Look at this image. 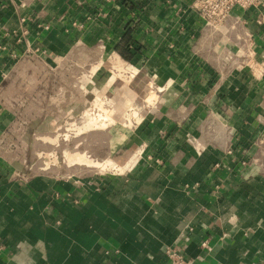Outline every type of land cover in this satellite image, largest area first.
<instances>
[{
	"label": "crops",
	"instance_id": "0c3cea01",
	"mask_svg": "<svg viewBox=\"0 0 264 264\" xmlns=\"http://www.w3.org/2000/svg\"><path fill=\"white\" fill-rule=\"evenodd\" d=\"M191 3L0 0V264H168L174 246L189 264H264V0L219 30ZM112 63L129 77L115 108L153 94L120 172L27 174L3 147L31 134L4 81L86 64L84 94L105 95Z\"/></svg>",
	"mask_w": 264,
	"mask_h": 264
},
{
	"label": "rangeland",
	"instance_id": "374dc122",
	"mask_svg": "<svg viewBox=\"0 0 264 264\" xmlns=\"http://www.w3.org/2000/svg\"><path fill=\"white\" fill-rule=\"evenodd\" d=\"M18 65L26 73L42 70L35 63L30 66L23 63ZM111 65L108 77L113 76L116 83L105 95L104 90H98L99 84L96 83L93 94H84L85 83L91 79L86 76L77 82L76 77L88 74L86 64L79 68L75 66L78 70L73 76L69 66L61 69L62 75L58 71L56 78L53 71L47 75V85L44 82L40 84L38 79H21L16 76L4 81H10L11 103L20 110L17 113L19 121L26 123V126L27 123L31 124V134L27 146L17 142L13 145L12 141H8L3 147L10 150L22 148L26 157L21 165L27 174L47 173L60 178L90 179L110 172H120L116 168L124 161L125 141L131 139L130 135L140 121L145 106L150 104L153 94L143 103L141 98L134 96L128 89L123 94L118 93L124 97V107L115 108L113 100L117 93L114 87H126L129 77H125L122 66ZM46 123L49 126H42Z\"/></svg>",
	"mask_w": 264,
	"mask_h": 264
},
{
	"label": "built area",
	"instance_id": "2783aa9c",
	"mask_svg": "<svg viewBox=\"0 0 264 264\" xmlns=\"http://www.w3.org/2000/svg\"><path fill=\"white\" fill-rule=\"evenodd\" d=\"M262 3L263 0H192L190 6L205 27L219 30L224 26L236 29L242 23L240 17L234 14L253 10ZM239 164L241 166L247 164L244 157L239 158ZM202 245H205V243H202ZM183 249V247L177 246L167 248L168 264H189L184 259Z\"/></svg>",
	"mask_w": 264,
	"mask_h": 264
},
{
	"label": "bare ground",
	"instance_id": "6f19581e",
	"mask_svg": "<svg viewBox=\"0 0 264 264\" xmlns=\"http://www.w3.org/2000/svg\"><path fill=\"white\" fill-rule=\"evenodd\" d=\"M119 93L121 94L122 91H119ZM122 94H123V93H122ZM123 98H124V97H122V99H123ZM125 100H126V98H125ZM116 102H117V101H116ZM121 106H122V105H121ZM110 118H111V117H110ZM124 126H125V125H124ZM102 163H103V162H102ZM111 163H112V162H111ZM105 164H106V163H105ZM107 164H110V163H107ZM112 164H113V163H112ZM112 164H111V166H114V168H115V165H112ZM108 166H110V165H108ZM111 166H110V167H111ZM105 167H106V166H105ZM105 167H104V168H105ZM110 167H108V168H110ZM104 168H101V169L104 170ZM106 168H107V167H106ZM112 168H113V167H112ZM116 169H117V170H120V168H119L118 166H117Z\"/></svg>",
	"mask_w": 264,
	"mask_h": 264
}]
</instances>
